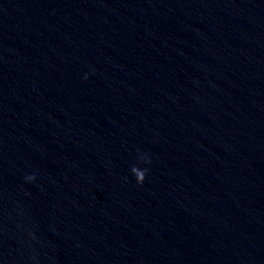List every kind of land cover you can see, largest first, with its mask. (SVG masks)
Instances as JSON below:
<instances>
[{
	"label": "water",
	"instance_id": "1",
	"mask_svg": "<svg viewBox=\"0 0 264 264\" xmlns=\"http://www.w3.org/2000/svg\"><path fill=\"white\" fill-rule=\"evenodd\" d=\"M0 264H264V0H0Z\"/></svg>",
	"mask_w": 264,
	"mask_h": 264
},
{
	"label": "clouds",
	"instance_id": "2",
	"mask_svg": "<svg viewBox=\"0 0 264 264\" xmlns=\"http://www.w3.org/2000/svg\"><path fill=\"white\" fill-rule=\"evenodd\" d=\"M27 179H32V177H27Z\"/></svg>",
	"mask_w": 264,
	"mask_h": 264
}]
</instances>
